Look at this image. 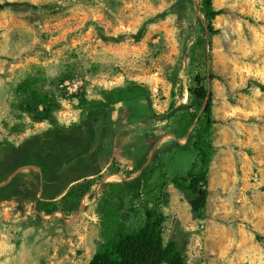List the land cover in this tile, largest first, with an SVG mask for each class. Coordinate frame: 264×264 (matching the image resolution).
Here are the masks:
<instances>
[{"label": "rangeland", "instance_id": "1", "mask_svg": "<svg viewBox=\"0 0 264 264\" xmlns=\"http://www.w3.org/2000/svg\"><path fill=\"white\" fill-rule=\"evenodd\" d=\"M199 1L0 0V157L54 126L81 132L105 91L131 82L147 89L110 105L94 121L91 145L68 151L67 166L83 159L101 170L74 215L39 218L31 200L0 203V264H87L105 241L96 212L102 182L134 181L145 169L156 183L161 172L170 179L190 169L196 153L176 116H145L190 103L193 48L208 53L215 74L209 193L199 218L189 193L168 184L163 240L186 264H264V93L253 84L264 82V0H213L222 13L211 39L201 32ZM141 27L135 42L129 34ZM33 91L50 101V121L25 108L26 99L33 111L47 105ZM20 170L41 185L38 167Z\"/></svg>", "mask_w": 264, "mask_h": 264}, {"label": "trees", "instance_id": "2", "mask_svg": "<svg viewBox=\"0 0 264 264\" xmlns=\"http://www.w3.org/2000/svg\"><path fill=\"white\" fill-rule=\"evenodd\" d=\"M198 10L203 17L201 32L211 39L219 32L214 20L222 11L214 8L213 0H200ZM144 30L141 27L129 36L138 42L144 37ZM124 36L102 35L103 39L110 41H120ZM208 57L207 52L193 48L187 85L190 103L175 109L171 105L166 113L152 112L145 116L150 122L176 116L178 132L186 137L185 148L191 146L196 153L192 166L187 172L177 173L170 179L161 172L156 183L146 180L148 171L145 169L134 181L102 182L96 212L105 241L87 264H186L177 245L164 243L161 207L168 203L167 186L172 183L177 189L189 193L190 207L199 218L205 215L209 193L208 162L213 150L212 128L216 123L212 112L213 94L208 86L215 74L208 70ZM253 84L264 93V82L253 81ZM146 95L147 89L135 82L105 91L96 106L87 111L81 132L54 126L47 136L35 134L27 143L12 147L8 155L0 157V203L12 199L31 200L39 218L60 214L65 219L74 215L90 191L93 177L101 170L83 159L67 166L68 151L71 153L91 145L95 138L94 121L104 115L110 105ZM32 96L39 98L40 104L47 105L33 111L26 99L25 108L34 112V120L50 121V101L36 91ZM29 166L40 170L41 185L38 187L26 179L24 170H20ZM132 183L136 184L135 193L129 189Z\"/></svg>", "mask_w": 264, "mask_h": 264}]
</instances>
